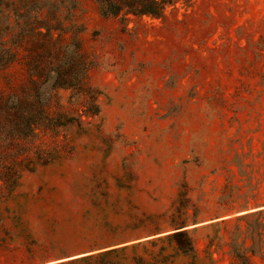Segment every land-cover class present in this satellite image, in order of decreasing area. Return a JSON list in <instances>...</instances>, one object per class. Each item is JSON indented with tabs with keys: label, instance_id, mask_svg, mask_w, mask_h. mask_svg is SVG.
I'll list each match as a JSON object with an SVG mask.
<instances>
[{
	"label": "rangeland",
	"instance_id": "rangeland-1",
	"mask_svg": "<svg viewBox=\"0 0 264 264\" xmlns=\"http://www.w3.org/2000/svg\"><path fill=\"white\" fill-rule=\"evenodd\" d=\"M45 1L56 72L0 71V264H264V0L128 21ZM41 106L34 135L9 139Z\"/></svg>",
	"mask_w": 264,
	"mask_h": 264
},
{
	"label": "trees",
	"instance_id": "trees-1",
	"mask_svg": "<svg viewBox=\"0 0 264 264\" xmlns=\"http://www.w3.org/2000/svg\"><path fill=\"white\" fill-rule=\"evenodd\" d=\"M178 0H95L99 7L100 13L105 17H119L124 21H128L130 17L143 19H163L166 10L172 7ZM47 1L45 0H0V71L6 70L14 65L22 63L26 68L28 74L40 77L41 74L49 76L54 71L48 67H44L42 60L45 58L46 44L53 45L57 43V38L53 37V32L62 28L60 21L51 22L48 18H42L44 10L47 8ZM61 4L50 5V15L55 17V13L59 10ZM36 39H39L36 40ZM36 40L43 45H37L44 50L43 53L33 56L28 47L30 48L32 42ZM22 51L27 52L28 55L22 54ZM51 54L55 55L56 50L51 49ZM23 60H26L22 62ZM54 66V65H52ZM87 69H84V75ZM66 77L60 73L55 76V88L68 89L71 86L67 82ZM20 105V104H19ZM22 105V103H21ZM22 108V106H21ZM40 113H33L27 109L26 113L23 110L18 118L19 121H8L9 139L15 137H32L35 130L40 123V117L44 112V107H40ZM13 110V109H12ZM24 113V114H23ZM264 211V210H263ZM263 211H257L251 214L242 215L234 220H223L219 223L213 224L209 227L216 228L220 225H227L232 221H240L255 215H259ZM177 227V229L181 228ZM183 228V227H182ZM254 229L250 233H246L245 237L253 240ZM241 236L238 231L233 235L230 243V253L239 260H246L247 252L254 253L252 248L240 250L236 245V239ZM188 246L191 250V241L188 240Z\"/></svg>",
	"mask_w": 264,
	"mask_h": 264
}]
</instances>
